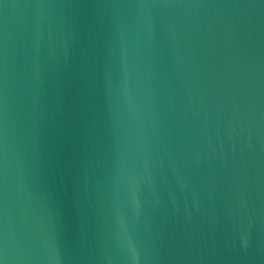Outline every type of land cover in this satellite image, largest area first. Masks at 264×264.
I'll use <instances>...</instances> for the list:
<instances>
[{
  "label": "water",
  "instance_id": "1",
  "mask_svg": "<svg viewBox=\"0 0 264 264\" xmlns=\"http://www.w3.org/2000/svg\"><path fill=\"white\" fill-rule=\"evenodd\" d=\"M0 264H264V0H0Z\"/></svg>",
  "mask_w": 264,
  "mask_h": 264
}]
</instances>
